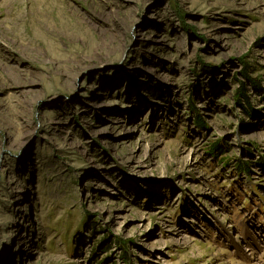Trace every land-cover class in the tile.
Masks as SVG:
<instances>
[{"label":"rangeland","instance_id":"1","mask_svg":"<svg viewBox=\"0 0 264 264\" xmlns=\"http://www.w3.org/2000/svg\"><path fill=\"white\" fill-rule=\"evenodd\" d=\"M0 264H264V0H0Z\"/></svg>","mask_w":264,"mask_h":264},{"label":"trees","instance_id":"2","mask_svg":"<svg viewBox=\"0 0 264 264\" xmlns=\"http://www.w3.org/2000/svg\"><path fill=\"white\" fill-rule=\"evenodd\" d=\"M238 90H239L238 92H239V94H240V91H241V90H240V89H238ZM236 164L239 165L238 163H236ZM243 169H245V171H248L247 167H246V168H243ZM122 245H123V244H122ZM123 257L126 258V254H123ZM127 257H128V256H127Z\"/></svg>","mask_w":264,"mask_h":264}]
</instances>
